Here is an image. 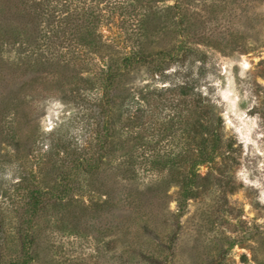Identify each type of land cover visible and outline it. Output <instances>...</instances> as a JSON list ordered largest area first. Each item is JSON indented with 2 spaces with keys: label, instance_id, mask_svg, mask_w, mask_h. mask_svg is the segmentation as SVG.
<instances>
[{
  "label": "rangeland",
  "instance_id": "374dc122",
  "mask_svg": "<svg viewBox=\"0 0 264 264\" xmlns=\"http://www.w3.org/2000/svg\"><path fill=\"white\" fill-rule=\"evenodd\" d=\"M64 1L56 13L61 19L91 6L101 12L95 9L100 16L92 27L74 17L67 36L77 58L68 69L58 55L67 46L62 34L50 47L41 40L49 18L29 16L32 0H11L6 11L0 4V108L8 106L7 122L0 123V214L7 259L19 253L21 198L40 188L68 193L47 198L32 222L29 264H264V0H137L134 17L119 0ZM136 51L154 60L122 67ZM108 58L121 71L118 89L125 95L188 83L221 117L233 159L200 165L194 196L182 197L181 189L190 163H149L155 142L171 153L192 146L182 124L159 133L149 113L135 129L117 118L106 134L109 149L96 160L85 127L94 110L74 94V83L100 97L98 84L80 79L96 75ZM160 62L166 71L157 78L151 69ZM25 86H36L39 95L24 97ZM63 149H86L93 169L72 168L79 158Z\"/></svg>",
  "mask_w": 264,
  "mask_h": 264
},
{
  "label": "trees",
  "instance_id": "16d2710c",
  "mask_svg": "<svg viewBox=\"0 0 264 264\" xmlns=\"http://www.w3.org/2000/svg\"><path fill=\"white\" fill-rule=\"evenodd\" d=\"M133 2H137V0H119L118 5L122 7V12H124L125 15H130L134 13ZM2 3V10L6 11L5 5L11 3V0H0V4ZM63 4H67V1L63 3L62 0H32V4L29 6L31 10L29 16L33 14L36 17L41 16L42 19L46 17L49 18L48 23L46 22L48 31L41 35V40L45 44L47 43L49 47L54 43H60L61 40H59L58 33L60 32L62 34L63 39L61 44H66L67 46L64 48L65 51H60L58 55L63 61L61 67H66V69H68L77 58L75 49H70L72 39L67 36L69 35V29L74 27V17L87 18L86 20L88 21H86V23L88 27H92L100 16V14L96 15L97 11L95 9L99 11L100 8L99 6H91L88 7L83 14L76 16H74L72 12H67L65 17L61 19L56 13L59 11V7H64ZM93 5H96V3ZM68 6L66 5L65 7ZM131 9H133V11H131ZM132 17H134V14ZM29 21L33 22L30 18ZM3 36H5L7 40H10L9 35L5 31L3 32ZM91 37L92 41L89 44L95 46V33H93ZM6 38H1V40H5ZM28 42L27 40L25 44ZM106 47L109 48V46ZM141 53L140 51H136L124 57L121 65L123 64L128 68L132 63L139 64L147 60L151 62L154 60V56L145 57V55ZM158 55L159 54H156L155 59ZM165 71L166 65L161 64V62L157 65L154 64L151 69L152 74L157 78L164 77ZM120 72V69L115 67V64H112V61H110L104 69H100L96 72V75H90L86 79H80L86 84H98L97 88L101 89V96L98 98L95 97L94 99L88 95L89 88L83 84L81 85L78 81L74 83V94L79 95L81 98L80 101H86L90 109L94 110L93 119L88 120L85 127L86 131L89 133L91 132L94 137L95 142L93 144V150L96 152V160L100 159L109 149V143L106 141L109 138L106 134L108 130L114 127V121L118 120L117 118L124 120V124L135 129L141 124L143 115L149 113L148 117L151 120L149 125L154 126L159 133L162 131L169 132L174 126L182 124L184 133L187 135V140L189 141L188 145L191 144L192 146L187 149L185 148L184 151L171 153L167 150L161 151L158 148V143L155 142L152 150H150V158L152 160H150L149 163H180V161L182 163H190L186 176L181 182V189L182 197L189 198L194 196L196 194V189L195 187L193 188V186L202 179L199 173H197V168L200 165L215 163L217 158L223 160L233 159L230 152V150H232L231 141L224 143L222 140L221 117L213 114L212 103L207 101L205 97H202L201 93H193L194 87L188 83L175 87H162L158 90L155 89L154 92L140 93L139 98L135 97L133 94L125 95L124 92H120L118 89L121 77ZM67 86H69L68 82L64 83L62 88ZM28 87L30 88L26 89L25 86L21 93L25 95L24 97L37 93L36 86ZM176 87L180 89L179 93L174 89ZM87 91L88 93L86 94ZM37 94L39 95V92ZM121 95L123 96V100L118 104L117 101H119ZM2 97L3 95H0V98ZM7 107L6 104L4 107L0 108V123L3 121L7 122ZM163 109L164 111H170L168 114L163 115V112H161ZM117 110H120V113H118ZM103 134L105 135L104 137ZM100 141L102 142L100 143ZM59 144L60 142L58 146ZM77 148L78 147L75 149ZM75 149L74 152L63 149L67 152L66 155L79 158L77 162L74 161V163H71L72 168L75 166V168L81 170L93 169L90 164L92 162H90L91 158L88 157V151H86V149L75 151ZM18 186L21 189L25 188L22 182H20ZM67 193L68 190L66 189L55 193L52 190L42 191L40 188H33L29 189L24 197L21 198L24 205L19 208L21 211L17 210L18 212H15L18 219L15 235L20 248L17 257L13 259H7L5 255L7 237L2 219L3 216L0 214V264H29L31 261L30 250L34 245V237L31 234L33 228L32 222L37 218L40 210H44L48 202L47 198L60 200L63 195Z\"/></svg>",
  "mask_w": 264,
  "mask_h": 264
}]
</instances>
